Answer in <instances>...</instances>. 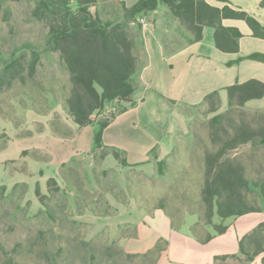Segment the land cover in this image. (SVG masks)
<instances>
[{
  "label": "rangeland",
  "instance_id": "1",
  "mask_svg": "<svg viewBox=\"0 0 264 264\" xmlns=\"http://www.w3.org/2000/svg\"><path fill=\"white\" fill-rule=\"evenodd\" d=\"M133 2L99 0L90 11L114 21ZM34 7L33 0H0V72L15 60L11 71L20 73L0 93V264H155V248L147 255L125 251L126 239L135 235L132 214L154 207L168 213L175 230L199 239L216 235L214 225H228L232 219L220 220L215 210L207 224L201 201L205 157L220 148L225 129L264 127V101L229 108L220 97L215 113L205 101L179 106L172 152L155 161L152 170L116 164L106 150L71 159L93 148L94 131L84 129L79 141L54 132H76L66 106L72 84L58 53L47 46V28L31 17ZM165 8L160 1L157 15L142 14L128 24L138 66L140 18L161 20L174 31L168 40L184 39L185 27ZM118 110L117 104L107 105L95 123ZM58 158L68 162L58 166ZM226 158L244 169L247 200L261 205L254 184L264 181V142L257 138ZM50 178L56 179L58 192H47ZM36 190L43 195L41 203Z\"/></svg>",
  "mask_w": 264,
  "mask_h": 264
},
{
  "label": "trees",
  "instance_id": "2",
  "mask_svg": "<svg viewBox=\"0 0 264 264\" xmlns=\"http://www.w3.org/2000/svg\"><path fill=\"white\" fill-rule=\"evenodd\" d=\"M33 1L35 7L31 10V17L47 28V46L58 53L69 74L72 89L66 101L68 115L80 129L94 126V154L106 150L102 144V133L106 127L117 115L124 113L127 106L133 105L135 88L132 78L138 69V60L127 27L137 16L156 11L161 1L192 35L195 42L201 41L205 27L212 28L215 47L223 53H237L238 40L241 37L237 29L222 26L224 19L243 21L254 37L264 39V29L258 21L242 10L229 7L227 0H216L225 4L221 9L208 5L206 0H138L129 9L123 8V16L114 21L103 19L98 12L90 11L91 7L97 6L99 0ZM72 4L75 5L74 8ZM262 6L264 7V0ZM138 28L140 30L141 25ZM248 59L264 63V54L256 53ZM14 65L15 60H10L0 72V93L6 86H10L12 80L20 76V73L11 71ZM29 69L33 72L34 64ZM226 94L229 108H241L250 101L264 97V83L255 79L235 83L226 88ZM204 101L209 106L210 113L218 111L217 91L208 94ZM109 104H117L119 110L105 120L95 123L96 115L104 111ZM54 132L63 137L73 136L71 133H58V130ZM223 134L225 137L220 140V148L205 157L201 201L206 208L207 224H211L214 210L222 221L264 211V181L254 184L259 192L261 205L249 202L245 193L249 182L244 169L226 158L229 151L257 138L264 142V127L252 130L244 124H239L232 127L231 133L225 129ZM106 151L120 165L126 166L117 150ZM27 153L24 152L23 155H28ZM46 189L51 194L61 188L56 179L50 178L47 180ZM35 197L41 203L43 195L38 190L35 191ZM213 228L216 235L223 234L227 229L225 225H214ZM193 235L201 243H206L213 237L199 239L195 233ZM160 251L161 248L156 246L154 252ZM239 251L246 262L264 254V223L259 224L240 240ZM149 253L151 252L147 254Z\"/></svg>",
  "mask_w": 264,
  "mask_h": 264
},
{
  "label": "crops",
  "instance_id": "3",
  "mask_svg": "<svg viewBox=\"0 0 264 264\" xmlns=\"http://www.w3.org/2000/svg\"><path fill=\"white\" fill-rule=\"evenodd\" d=\"M137 1L134 0L131 7ZM227 1L229 7L253 16L264 29L262 0ZM206 3L219 9L225 6L216 0H206ZM164 11L179 21L167 7ZM158 12L159 5L150 14L157 15ZM222 26L235 28L241 34L237 53L219 51L214 44V30L209 27L203 29L201 41L195 42L188 32L184 39H166L172 37L174 31L159 19L141 25L142 62L132 78L135 88L133 105L117 115L102 133L103 146L106 150H117L126 167L152 170L155 161L171 154L179 106L202 103L214 91L218 92L219 99L227 100L226 88L235 83L251 79L264 83V63L248 59L256 53L264 54V39L254 37L246 23L240 20L224 19ZM263 101L264 97L247 104ZM84 129L92 132L94 126L77 127L73 141H79ZM81 154L92 156L94 149L89 148L85 153L77 151L71 159ZM55 162L62 166L68 160L58 158ZM137 214H132L131 219L135 235L125 241V251L129 254H145L164 242L155 264H262L264 254L246 262L240 255L239 242L264 223V211L229 218L232 220L226 225V232L212 235L206 243L182 230H175L173 219L160 207ZM221 257L226 258L217 259Z\"/></svg>",
  "mask_w": 264,
  "mask_h": 264
},
{
  "label": "built area",
  "instance_id": "4",
  "mask_svg": "<svg viewBox=\"0 0 264 264\" xmlns=\"http://www.w3.org/2000/svg\"><path fill=\"white\" fill-rule=\"evenodd\" d=\"M139 22L143 25L146 21H145V18H140L139 19Z\"/></svg>",
  "mask_w": 264,
  "mask_h": 264
}]
</instances>
